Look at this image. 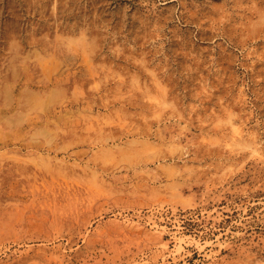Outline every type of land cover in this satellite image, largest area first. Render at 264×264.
<instances>
[{"label":"rangeland","instance_id":"374dc122","mask_svg":"<svg viewBox=\"0 0 264 264\" xmlns=\"http://www.w3.org/2000/svg\"><path fill=\"white\" fill-rule=\"evenodd\" d=\"M0 264H264V0H0Z\"/></svg>","mask_w":264,"mask_h":264}]
</instances>
